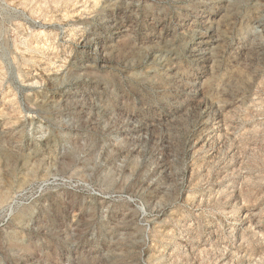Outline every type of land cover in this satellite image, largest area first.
Wrapping results in <instances>:
<instances>
[{"label":"rangeland","instance_id":"1","mask_svg":"<svg viewBox=\"0 0 264 264\" xmlns=\"http://www.w3.org/2000/svg\"><path fill=\"white\" fill-rule=\"evenodd\" d=\"M0 264H264V0H0Z\"/></svg>","mask_w":264,"mask_h":264}]
</instances>
